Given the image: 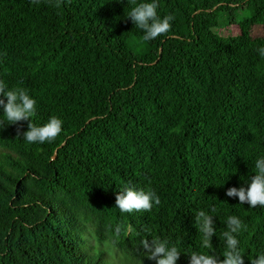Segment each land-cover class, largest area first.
Wrapping results in <instances>:
<instances>
[{
  "label": "trees",
  "instance_id": "16d2710c",
  "mask_svg": "<svg viewBox=\"0 0 264 264\" xmlns=\"http://www.w3.org/2000/svg\"><path fill=\"white\" fill-rule=\"evenodd\" d=\"M146 2L0 0V79L37 102L13 125L0 108V264H156L141 246L154 237L179 248L177 264L223 259L229 215L247 225L245 264L264 253V207L225 194L264 157V0H159L175 19L151 41L128 17ZM52 116L54 141L18 138ZM128 184L160 205L122 213ZM201 210L214 216L211 250Z\"/></svg>",
  "mask_w": 264,
  "mask_h": 264
},
{
  "label": "clouds",
  "instance_id": "9594fccd",
  "mask_svg": "<svg viewBox=\"0 0 264 264\" xmlns=\"http://www.w3.org/2000/svg\"><path fill=\"white\" fill-rule=\"evenodd\" d=\"M38 4L40 0H31ZM64 0H55L54 7L60 8ZM70 3L71 0H68ZM134 2V0H133ZM160 7L159 0L140 3L134 6L128 13L136 27L142 30L143 40L151 41L157 37L168 33L172 28V21L175 16L168 14L162 19L158 16L157 9ZM258 52L264 56V48H259ZM6 98V99H5ZM36 100L29 95L28 90L23 87H14L9 89L4 80L0 79V108L3 110L5 121L8 125L18 124L21 121H28L36 115ZM5 121H0L4 123ZM63 130V120L52 116L49 121L36 126L32 122L28 124L27 131L17 129L18 138L23 136L29 144L54 141ZM226 196L238 198L239 204H248L251 208L264 207V157L257 158L255 161V175H252L250 183L247 186L231 187L226 191ZM161 203L159 195L153 189L145 190L136 188L131 184L125 185L116 195V208L122 213H131L134 211L151 212L154 206ZM214 211V209H213ZM227 230L222 233L226 243V250L223 253V259L217 255L208 253H192L189 264H245L244 255L240 249V241L237 234L241 230H247V225L235 215H229L226 219ZM195 226L201 234V247L213 249L212 238L216 235L214 216L199 211L195 214ZM144 254L156 264H177L181 256L179 248L170 244L167 239L154 237L151 241L147 238L141 241ZM251 264H264V253L258 258L251 260Z\"/></svg>",
  "mask_w": 264,
  "mask_h": 264
},
{
  "label": "rangeland",
  "instance_id": "374dc122",
  "mask_svg": "<svg viewBox=\"0 0 264 264\" xmlns=\"http://www.w3.org/2000/svg\"><path fill=\"white\" fill-rule=\"evenodd\" d=\"M225 26L223 25L222 26V28H220V30H218L219 31V33H224V31H223V28H224ZM256 33H257V35H261L262 34V32H261V29L260 28H257L256 29Z\"/></svg>",
  "mask_w": 264,
  "mask_h": 264
}]
</instances>
